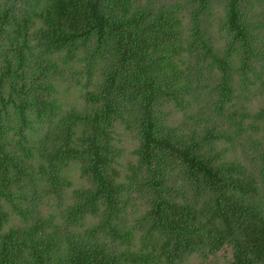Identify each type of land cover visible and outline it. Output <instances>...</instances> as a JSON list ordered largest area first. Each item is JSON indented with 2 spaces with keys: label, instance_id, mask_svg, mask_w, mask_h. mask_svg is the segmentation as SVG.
Here are the masks:
<instances>
[{
  "label": "trees",
  "instance_id": "trees-1",
  "mask_svg": "<svg viewBox=\"0 0 264 264\" xmlns=\"http://www.w3.org/2000/svg\"><path fill=\"white\" fill-rule=\"evenodd\" d=\"M0 264H264V0H0Z\"/></svg>",
  "mask_w": 264,
  "mask_h": 264
}]
</instances>
